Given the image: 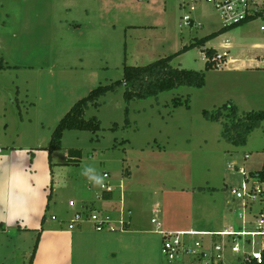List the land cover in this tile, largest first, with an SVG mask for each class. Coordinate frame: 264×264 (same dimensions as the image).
Returning a JSON list of instances; mask_svg holds the SVG:
<instances>
[{"label": "rangeland", "instance_id": "rangeland-1", "mask_svg": "<svg viewBox=\"0 0 264 264\" xmlns=\"http://www.w3.org/2000/svg\"><path fill=\"white\" fill-rule=\"evenodd\" d=\"M185 16L196 24H185ZM262 26L264 17L211 44L220 53L229 52L222 68L206 71L200 48L173 60V67L205 72L201 89L184 86L127 103L122 86L90 106L85 118L96 117L101 130L67 131L62 149L52 153L54 169H66L56 170L48 219L55 216L54 224L65 226L86 205L99 214L119 210L123 193L135 232L156 231L153 219L181 224L187 216L192 223L188 230L222 231L242 225V203L231 188L241 184L239 169L254 172L264 165V122L246 145L236 147L223 138L222 122L206 119L203 112L229 104L240 113L264 112ZM224 27L216 8L204 1L0 0V149L31 151L38 160L41 154L47 165L57 125L92 90L121 81L126 65L145 66L175 55ZM74 149L82 151L79 165L67 160ZM85 166L111 177L117 196L104 201L105 208L100 209V187L81 175ZM162 191L189 193L190 214L188 205L177 197H163ZM156 202L165 204V215H155ZM148 237L160 247V253H151L150 264H170L160 238ZM81 258L85 260L75 252L74 264H81Z\"/></svg>", "mask_w": 264, "mask_h": 264}, {"label": "crops", "instance_id": "crops-1", "mask_svg": "<svg viewBox=\"0 0 264 264\" xmlns=\"http://www.w3.org/2000/svg\"><path fill=\"white\" fill-rule=\"evenodd\" d=\"M215 40L207 43L206 47L215 49L211 47ZM216 50L220 53L219 49ZM4 152L6 154H3ZM33 155L34 159L31 158ZM36 156L34 152L18 150L15 147L0 149V264H29L36 246L32 264H74L75 252H80L81 256L85 257V260L81 258V264L89 261L93 264L99 262L117 264L118 261L119 264H131L133 260L139 264H150L151 253H160V247L155 246L148 237L150 234L162 241L161 232L196 231L187 229L188 226H192L191 216L184 217L181 224H169L168 220L157 221L160 227L156 226V231L151 233L146 230L137 231L142 236L135 238L134 235L138 233L135 232L136 223L133 216L128 233L124 232L120 238H114L113 235H116L114 233L96 232L88 225H82L77 228L78 230L72 231L68 228L70 222L66 224L67 226L63 224L57 226L53 222L55 216L48 219L46 215L48 206L50 208L48 195L52 183L53 192L54 187H57L54 179L56 170H65L66 166L54 169L53 155L52 168L49 160L47 165H43L42 155L40 154L39 160ZM162 193L163 197L164 195L167 198L177 197L179 203L188 205L190 214L192 198L189 193L182 195L165 191ZM100 203L101 209L105 202L103 200ZM154 210L157 216L168 212L165 204L160 202L154 204ZM116 211L117 209L109 210L112 213ZM128 237L131 238L126 241ZM127 255L131 259H126Z\"/></svg>", "mask_w": 264, "mask_h": 264}, {"label": "built area", "instance_id": "built-area-1", "mask_svg": "<svg viewBox=\"0 0 264 264\" xmlns=\"http://www.w3.org/2000/svg\"><path fill=\"white\" fill-rule=\"evenodd\" d=\"M204 1L221 15L225 27L264 17V0H192ZM191 26L190 16L183 18ZM194 22V21H193ZM250 22V23H251ZM264 32V26L261 27ZM229 52L218 53L215 59L217 68L226 65ZM242 181L239 187L231 188L235 200L241 201L238 217L242 225L230 226L222 231L161 232L162 254L170 264H264V165L258 171L239 169ZM104 193L117 196L116 188L111 184L108 173L104 175ZM92 189V188H91ZM113 198V199H114ZM112 199V200H113ZM105 201V200H104ZM70 208L76 204L70 202ZM89 206L77 211L68 226L75 230L85 223L91 224L96 232L124 233L130 228L132 212L124 206L121 193V208L115 213L104 211L97 213ZM88 210V212H87ZM55 220V217H53ZM158 228L160 224L152 220Z\"/></svg>", "mask_w": 264, "mask_h": 264}, {"label": "trees", "instance_id": "trees-1", "mask_svg": "<svg viewBox=\"0 0 264 264\" xmlns=\"http://www.w3.org/2000/svg\"><path fill=\"white\" fill-rule=\"evenodd\" d=\"M250 22L251 21L235 26L224 27L202 39H196L193 44L185 46L177 54L162 58L148 65H126L124 67V76L121 81L95 88L87 97L77 102L59 122L48 148L50 167L52 168V153L62 149V139L65 132L88 131L98 133L101 130L100 121L96 117L87 120L85 118V112L90 106L98 105L99 100L109 92L116 91L119 87L124 86L126 88V91L124 92L125 101L130 103L135 100H146L150 97H156L161 93L173 91L184 86L201 89L206 83L205 72L173 67V60L179 55L192 49L200 48L206 58L205 70L210 71L218 69L217 63L215 62L218 52L215 49L207 48V43L226 34L232 29L245 26ZM194 24L195 23L192 21L191 26H194ZM126 115L128 116V111H126ZM203 115L210 121L222 122L224 129L223 138L236 147L246 145L249 135L254 130L258 129L264 122V112L240 113L239 109L234 104L225 105L214 112L204 111ZM126 123L129 124L128 118L126 119ZM81 161L82 151L75 149L69 150V164L79 165ZM52 193L53 183L50 189V194L48 195V202H51ZM102 198L105 201H110L114 198V195L104 193ZM45 220L46 216H44L43 222H45ZM36 249L34 250L29 264H32L34 261Z\"/></svg>", "mask_w": 264, "mask_h": 264}, {"label": "clouds", "instance_id": "clouds-1", "mask_svg": "<svg viewBox=\"0 0 264 264\" xmlns=\"http://www.w3.org/2000/svg\"><path fill=\"white\" fill-rule=\"evenodd\" d=\"M88 182L94 187H104V176L93 166H85L81 172Z\"/></svg>", "mask_w": 264, "mask_h": 264}]
</instances>
